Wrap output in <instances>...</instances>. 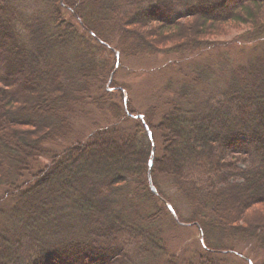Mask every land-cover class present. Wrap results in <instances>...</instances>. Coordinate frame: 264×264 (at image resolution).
Returning a JSON list of instances; mask_svg holds the SVG:
<instances>
[{"label":"trees","instance_id":"1","mask_svg":"<svg viewBox=\"0 0 264 264\" xmlns=\"http://www.w3.org/2000/svg\"><path fill=\"white\" fill-rule=\"evenodd\" d=\"M153 57L178 69L139 113L114 77ZM243 245L264 264V0H0V264H255Z\"/></svg>","mask_w":264,"mask_h":264},{"label":"rangeland","instance_id":"2","mask_svg":"<svg viewBox=\"0 0 264 264\" xmlns=\"http://www.w3.org/2000/svg\"><path fill=\"white\" fill-rule=\"evenodd\" d=\"M241 28V29H240ZM245 30V28L242 27H238L235 30H231L227 35L224 36H220L218 35L217 37L211 38V39H216L219 41L222 40H226V39H232L234 37H237L238 35H240L243 31ZM238 62L242 63L245 62L243 54H241V52L238 51ZM117 59V58H116ZM168 58H160V57H153V58H143L141 60H127V59H120V68L118 70H116V74L114 77V80L116 81L115 84L118 85H123V86H128L129 87V94L124 91V94L127 96L129 95L132 99V108L135 110H137L139 113H142L145 109V105L148 101L147 99V95L150 93L151 89L153 88L154 91H161L162 89H160L163 85L164 82L166 83L167 78L169 76V72L172 69H175V64H171V65H166V60ZM154 61H161V65H164V72L161 70H159L160 66L157 68V65L154 64ZM46 62L51 65L54 60L53 59H46ZM172 63H177L176 61H173ZM118 62H116V66H117ZM114 68H117V67ZM176 69H178V66L176 67ZM149 73L150 76H145L143 75V73ZM31 74H33V72L31 71ZM151 74L154 75V77H151ZM155 76H158V79L156 81ZM108 82V81H107ZM113 90V88H112ZM152 92V91H151ZM149 98V97H148ZM115 101H117V98L115 97ZM118 103V101H117ZM119 104V103H118ZM135 110V111H136ZM92 116L94 117L95 121L100 124V126H104L105 123H103V118H102V113L100 112V114H92ZM88 120H91L90 118ZM85 120V121H80L77 122V126L74 128L76 129V131H74L75 135H81L82 138L84 136V132H88L89 131V126H90V121ZM88 122V123H87ZM54 145H52V147L48 148L49 150H51V148L53 149ZM52 156V154H50ZM112 157L110 158H106V160H108L109 162L114 160L115 158H117V153H112L111 155ZM46 160H48V158H46ZM249 162V163H248ZM252 161H250V158H248L246 160V165L250 164ZM248 163V164H247ZM169 193H172V190L169 191ZM178 205V210L180 211V213L185 214V206L184 204L177 203ZM254 214L252 212L248 213L245 217L247 218H251ZM185 237H192L193 241H195V243L193 244V247H199L200 248V237H199V233L196 229H190L189 231H187V234L185 235ZM188 241H191L190 239ZM241 254L244 256H247L249 258H251L253 260V262H255V264H258L259 262H256L255 259L253 258V256L251 255V253H255L258 255V253L251 247V246H246L243 245L242 249H241ZM241 255L239 256H232L229 257L227 260H225V263L229 264V263H235L236 264H247V262H245V260L241 259Z\"/></svg>","mask_w":264,"mask_h":264},{"label":"water","instance_id":"3","mask_svg":"<svg viewBox=\"0 0 264 264\" xmlns=\"http://www.w3.org/2000/svg\"><path fill=\"white\" fill-rule=\"evenodd\" d=\"M115 56H116V58H118V53H117V52H115ZM115 69H116V68H115ZM112 75H113V74L110 75L109 80H108V83L111 82ZM139 117H140V116H139ZM140 118H141V117H140ZM147 134H148V136L150 137V132H149V131H147ZM147 177H148L149 188H150L151 192L155 194L156 191H155V188H154L153 185H152V182H151V179H150L149 172H148V176H147ZM166 206H167V208H168L169 210H171V206H170L169 204H166Z\"/></svg>","mask_w":264,"mask_h":264}]
</instances>
